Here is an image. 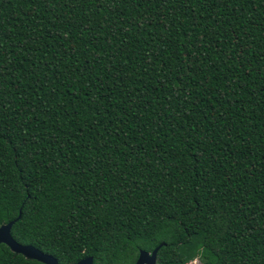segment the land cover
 <instances>
[{"label":"trees","instance_id":"16d2710c","mask_svg":"<svg viewBox=\"0 0 264 264\" xmlns=\"http://www.w3.org/2000/svg\"><path fill=\"white\" fill-rule=\"evenodd\" d=\"M17 216L57 264H264V0H0Z\"/></svg>","mask_w":264,"mask_h":264},{"label":"water","instance_id":"95a60500","mask_svg":"<svg viewBox=\"0 0 264 264\" xmlns=\"http://www.w3.org/2000/svg\"><path fill=\"white\" fill-rule=\"evenodd\" d=\"M19 219L8 222L0 226V244L6 246L13 254L20 255L26 260L35 261L40 264H57L56 260L49 255L41 253L39 250L29 245H19L10 237L9 231L12 224ZM158 246L152 252H139L134 264H155V256ZM75 264H92V258H84Z\"/></svg>","mask_w":264,"mask_h":264},{"label":"rangeland","instance_id":"374dc122","mask_svg":"<svg viewBox=\"0 0 264 264\" xmlns=\"http://www.w3.org/2000/svg\"><path fill=\"white\" fill-rule=\"evenodd\" d=\"M189 264H199L197 260L191 261Z\"/></svg>","mask_w":264,"mask_h":264}]
</instances>
